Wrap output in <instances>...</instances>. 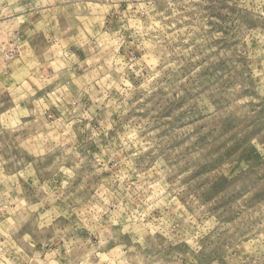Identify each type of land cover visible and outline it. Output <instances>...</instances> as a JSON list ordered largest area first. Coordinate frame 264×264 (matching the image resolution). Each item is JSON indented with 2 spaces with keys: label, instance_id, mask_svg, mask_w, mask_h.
<instances>
[{
  "label": "rangeland",
  "instance_id": "374dc122",
  "mask_svg": "<svg viewBox=\"0 0 264 264\" xmlns=\"http://www.w3.org/2000/svg\"><path fill=\"white\" fill-rule=\"evenodd\" d=\"M0 264H264V0H0Z\"/></svg>",
  "mask_w": 264,
  "mask_h": 264
}]
</instances>
